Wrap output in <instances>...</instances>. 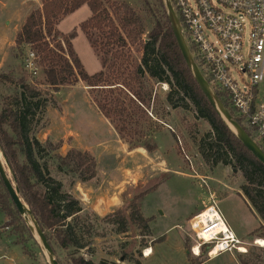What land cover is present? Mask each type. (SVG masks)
I'll return each mask as SVG.
<instances>
[{
  "label": "trees",
  "instance_id": "obj_1",
  "mask_svg": "<svg viewBox=\"0 0 264 264\" xmlns=\"http://www.w3.org/2000/svg\"><path fill=\"white\" fill-rule=\"evenodd\" d=\"M83 6L89 7L91 16L80 29L102 65V70L94 75L86 73L74 51L72 37L63 36L57 29L60 20ZM15 44L22 55L24 48L36 55V64L43 76L41 85L58 93L64 87L83 82L99 111L131 149L142 145L144 138H151L159 129L154 128L155 122L148 113L156 98L151 83L167 85L169 92L161 122L171 116L170 108L193 111L209 125L210 131L195 141L199 155L211 170L223 165L241 174L244 184L238 194L261 221L254 233L264 228L261 225L264 224V165L239 141L199 87L179 49L164 0H42V8L27 17ZM25 64L23 76L17 81L16 95L0 104V147L16 177L21 198L54 253L57 246L94 255L96 220L113 221L120 234L128 233L129 223L146 229L151 219H146L131 200L127 209L124 204L100 218L86 210L70 192L77 182L88 183L97 177V162L89 153L75 149L66 155L51 156V152L59 151L62 146L50 141L42 143L34 136L38 115L45 112L48 99L44 91L26 80ZM5 78L15 84L14 80ZM217 95L241 124L242 120L223 96ZM244 129L253 137L248 127ZM133 138H137V143H133ZM1 183L10 199L2 180ZM127 210H131L129 216L125 215ZM13 230L19 237L18 244L34 241L32 236L26 239L30 231L17 210ZM25 253L29 258L33 256ZM74 264L117 263L80 258Z\"/></svg>",
  "mask_w": 264,
  "mask_h": 264
},
{
  "label": "rangeland",
  "instance_id": "obj_2",
  "mask_svg": "<svg viewBox=\"0 0 264 264\" xmlns=\"http://www.w3.org/2000/svg\"><path fill=\"white\" fill-rule=\"evenodd\" d=\"M41 8L42 0H0L1 105L5 99L16 95L17 81L23 76V63L31 53L29 48H24V55L18 52L17 34L27 17ZM90 16L89 7L83 6L60 20L57 29L63 36L72 37L74 51L86 73L94 75L102 70V65L80 29ZM135 56L140 57L138 53ZM5 77L14 80L15 84ZM26 80L44 91L48 99L45 112L38 115L34 136L42 143L48 138L62 146L50 155H66L71 149L90 151L97 157L102 176V180L93 185L95 194L99 190L119 193L123 189L125 195L121 194L120 198L125 204L124 209L131 200L145 217L153 220L146 229L129 223L126 234L118 233L113 221L96 220L94 255L54 246L56 259L61 264H74L80 258L96 263L108 260L117 264H143L144 253L149 250L154 252L149 264H264V247L256 244L259 239L264 241V228L249 236L260 227V222L243 196L238 194L244 184L241 174H235L230 167L223 165L211 170L198 153L195 141L210 131L209 125L198 119L193 111H172L170 108L171 116L161 122V111L169 92L167 85L151 83L156 98L148 113L155 122L154 128L159 129L151 138H144L142 145L128 156L129 144L113 135L83 82L64 87L57 93L41 85L43 76L40 72L32 76L28 71ZM132 141L135 143L137 138ZM141 149L147 152L146 161L140 158ZM1 160L5 165L3 157ZM6 170L13 179L8 167ZM4 192L0 180V264H49L38 238L23 218L30 231L26 239L32 236L34 241L18 244L19 237L13 230L16 210ZM212 205L235 236L246 243V254H223L211 260L204 246L200 247L198 256L192 252V248H196V236L190 222L196 212ZM110 210L116 208L110 206ZM127 211L125 215L129 216L131 210ZM25 252L33 256L29 258Z\"/></svg>",
  "mask_w": 264,
  "mask_h": 264
},
{
  "label": "built area",
  "instance_id": "obj_3",
  "mask_svg": "<svg viewBox=\"0 0 264 264\" xmlns=\"http://www.w3.org/2000/svg\"><path fill=\"white\" fill-rule=\"evenodd\" d=\"M171 4L204 78L264 152V0H171ZM36 60L31 52L25 64L32 76L39 73ZM210 210L219 221L204 216ZM219 223L227 232L219 230ZM190 226L196 247H206L209 259L247 253L246 243L235 236L215 205L197 214Z\"/></svg>",
  "mask_w": 264,
  "mask_h": 264
},
{
  "label": "water",
  "instance_id": "obj_4",
  "mask_svg": "<svg viewBox=\"0 0 264 264\" xmlns=\"http://www.w3.org/2000/svg\"><path fill=\"white\" fill-rule=\"evenodd\" d=\"M165 1V7L168 13V17L170 20V23L172 25V30L174 33V36L176 38V41L178 43L179 49L182 53V56L192 72L196 82L198 83L199 87L203 91L204 95L208 99L211 106L216 110V112L219 114V116L223 119V121L228 125V127L234 132L236 137L239 139V141L264 165V152L263 150L254 142V140L248 135L244 127L238 123L233 116L229 113L225 105L222 103V101L219 99L217 94L212 90L210 87L208 81L204 78L203 74L201 73L200 69L198 68L192 53L185 41V38L182 33L180 21L172 7L171 0H164ZM5 163L13 177V179L10 178L8 175L3 163L0 160V178L7 189V192L10 195V199L20 214V216L26 221L27 225L29 226L30 230L36 237L38 238L41 246L43 247V250L48 258L49 264H59V262L56 259L54 250L52 246L50 245L47 237L45 236V233L40 228L38 222L36 221L34 215L32 214L29 206L24 202V200L21 198L20 191L17 187V180L16 177L13 174V171L6 160L4 154L0 150ZM30 219L32 226L29 224L28 220Z\"/></svg>",
  "mask_w": 264,
  "mask_h": 264
},
{
  "label": "crops",
  "instance_id": "obj_5",
  "mask_svg": "<svg viewBox=\"0 0 264 264\" xmlns=\"http://www.w3.org/2000/svg\"><path fill=\"white\" fill-rule=\"evenodd\" d=\"M107 124L110 126L113 135L116 136V137L118 136L117 138H120L122 140V138L119 137L118 132L115 130V128L113 127V125L109 122V120H107ZM47 141H50V140L47 138L45 140V142H47ZM50 142H52V141H50ZM119 142H121V141H119ZM125 144H127V143H125ZM135 149H131L129 147V150L127 151L128 156H131V154H133V152H134ZM75 150H79V149H75ZM79 151H82V150H79ZM82 152L89 153L90 151H82ZM141 152H142V149H141ZM146 153H147L146 150H145V154H144V152L141 153V157L140 158L143 161H146V157H147L146 156L147 155ZM89 154L92 157H94L95 160H96L97 157H95V155H93L91 152ZM96 162H97V160H96ZM97 165H98V174H97V177L93 181L88 182V183H80V182H77L75 185H73V187L70 188V192L77 199H79L82 202V204H83V206H84V208L86 210H90L91 212H93L97 216H99L100 218H104V217H106V216L114 213L117 209L121 208L124 205V204H122V201H121V198L120 197H122L121 194L124 196L125 195V192H124L123 189H121L119 191V193H116V192L114 193V191H112V190L106 191V193H105L102 190H99L95 194V188L93 187V185H94V183L98 182L99 179L102 180L101 170L99 168V163L98 162H97ZM92 195H94V196H92ZM110 206H114V208H116V210L111 211L110 210ZM199 212H201V211H199ZM199 212H196L194 215L198 214ZM145 218L146 219H151V218H147V217H145ZM152 222H153V220L151 219L150 224ZM259 222L261 223L260 220H259ZM257 229H255L253 232H251L249 234V236L252 235ZM150 256L154 258V252L151 253ZM150 256H148V257L145 256L144 257L143 264H149L150 263V261L153 259ZM87 260H89V259H87Z\"/></svg>",
  "mask_w": 264,
  "mask_h": 264
},
{
  "label": "bare ground",
  "instance_id": "obj_6",
  "mask_svg": "<svg viewBox=\"0 0 264 264\" xmlns=\"http://www.w3.org/2000/svg\"><path fill=\"white\" fill-rule=\"evenodd\" d=\"M142 152H144V154H145V150L144 149H142ZM1 157H3L2 156V154H1V152H0V160H1ZM4 159V158H3ZM5 161V160H4ZM1 162H2V160H1ZM3 163V162H2ZM4 165V164H3ZM5 165H6V163H5ZM5 165H4V167H5ZM7 167V166H6ZM6 167H5V169H6ZM7 171V170H6ZM8 173V172H7ZM205 212V215L204 216H206V217H210L213 221H219V219L217 218V215L215 214V212L213 211V210H210V211H204ZM28 222H29V224L32 226V223H31V221H30V219L28 220ZM218 228H219V230L221 231V232H227L226 231V228L227 227H225V225H223V224H221V223H219L218 224ZM256 244L257 245H259L260 247H264V241L263 240H258L257 242H256ZM151 251L149 250L148 252H147V254H146V256L148 257V256H150L151 255ZM194 253L197 255L198 253H199V248L198 247H196L195 249H194Z\"/></svg>",
  "mask_w": 264,
  "mask_h": 264
}]
</instances>
